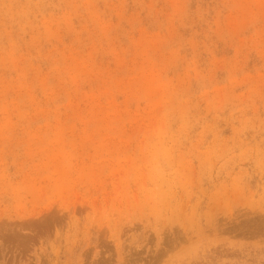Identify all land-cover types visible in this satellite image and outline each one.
<instances>
[{
	"label": "rangeland",
	"instance_id": "rangeland-1",
	"mask_svg": "<svg viewBox=\"0 0 264 264\" xmlns=\"http://www.w3.org/2000/svg\"><path fill=\"white\" fill-rule=\"evenodd\" d=\"M0 264H264V0H0Z\"/></svg>",
	"mask_w": 264,
	"mask_h": 264
}]
</instances>
